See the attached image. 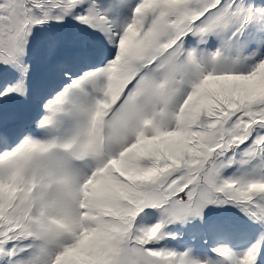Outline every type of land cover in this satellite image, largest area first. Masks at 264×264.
<instances>
[{
  "label": "snow or ice",
  "instance_id": "6c2138e0",
  "mask_svg": "<svg viewBox=\"0 0 264 264\" xmlns=\"http://www.w3.org/2000/svg\"><path fill=\"white\" fill-rule=\"evenodd\" d=\"M0 264H264V0H0Z\"/></svg>",
  "mask_w": 264,
  "mask_h": 264
},
{
  "label": "rangeland",
  "instance_id": "374dc122",
  "mask_svg": "<svg viewBox=\"0 0 264 264\" xmlns=\"http://www.w3.org/2000/svg\"><path fill=\"white\" fill-rule=\"evenodd\" d=\"M41 86V71L39 67H37L36 71L33 74V87L35 89H39ZM26 111L30 110V105L26 101H8L5 102L4 105V112L7 116L10 113H18L19 111Z\"/></svg>",
  "mask_w": 264,
  "mask_h": 264
},
{
  "label": "clouds",
  "instance_id": "9594fccd",
  "mask_svg": "<svg viewBox=\"0 0 264 264\" xmlns=\"http://www.w3.org/2000/svg\"><path fill=\"white\" fill-rule=\"evenodd\" d=\"M18 113H22V114H23V113H27V112H26V111H22V110H21V111H19Z\"/></svg>",
  "mask_w": 264,
  "mask_h": 264
}]
</instances>
